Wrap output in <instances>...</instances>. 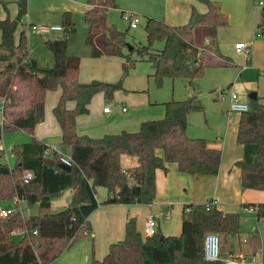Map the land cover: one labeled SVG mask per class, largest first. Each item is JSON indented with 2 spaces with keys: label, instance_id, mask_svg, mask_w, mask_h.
I'll return each mask as SVG.
<instances>
[{
  "label": "trees",
  "instance_id": "16d2710c",
  "mask_svg": "<svg viewBox=\"0 0 264 264\" xmlns=\"http://www.w3.org/2000/svg\"><path fill=\"white\" fill-rule=\"evenodd\" d=\"M204 1L208 11L194 13L187 24L170 25L148 15L144 25L147 43L139 44L128 39L129 29L109 22V10L117 6V0H86V42L91 55L125 59L122 76L115 82L80 81V57L67 51L69 35L76 29L70 10L63 13L62 35L45 39L54 56L50 66L41 65L30 55L25 30L20 32L18 41L15 39L19 22L28 12L27 0L17 1L15 18L0 19V142L8 130L32 134L30 141L13 146L12 165L0 161V200L19 198L28 205L39 206L38 212L26 216L17 204L7 216H0V264L51 263L89 234L87 218L101 203H152L157 191L156 171L167 170L168 163L175 162L180 171L192 175L219 172L222 150L210 146L207 138L190 136L187 131L188 115L205 110L197 95L165 101L164 115L142 121L136 131L122 130L99 137L77 131V116L89 112L93 96L103 92L105 100L113 99L139 60L150 62L152 71L148 75L159 85L165 77L192 82L207 67L233 64L217 40L218 28L228 24V16L220 2ZM257 27L264 33V6ZM158 40L164 45L155 49ZM58 87L61 95L53 113L62 129L61 144L70 150L69 169L61 167L58 153H47L50 145L35 136L36 125L45 118L46 93ZM69 101L75 105L69 107ZM237 141L253 143L257 149L255 161H236L242 186L264 189V103L241 112ZM0 155L5 156L4 148H0ZM123 155L136 156L137 163L124 169ZM48 157L55 159V165L46 162ZM26 170L33 172L28 181L23 178ZM97 186L108 190L101 203L95 196ZM67 188L73 189L71 200L64 208L53 211L52 198ZM212 201L186 204L179 234L165 235L156 229L145 235L137 228L136 219L130 217L124 237L112 242L103 258H94L89 264H223L221 259L205 258V234L239 232L242 215L239 211H224ZM259 206L261 218L264 207ZM17 230L23 232L20 241L11 238Z\"/></svg>",
  "mask_w": 264,
  "mask_h": 264
},
{
  "label": "crops",
  "instance_id": "0c3cea01",
  "mask_svg": "<svg viewBox=\"0 0 264 264\" xmlns=\"http://www.w3.org/2000/svg\"><path fill=\"white\" fill-rule=\"evenodd\" d=\"M165 4L166 16L165 18L159 19H163L170 25L185 24L189 22L191 16L194 13H206L208 11V5L202 0H166ZM171 6L174 7L173 10H171ZM87 8L88 5L86 7V10ZM26 15L24 17H26ZM29 24L37 23L35 20H33L29 21ZM258 32L257 36L260 37L262 33L259 32L258 34ZM238 42L240 41H237L236 43ZM219 47L224 54L232 57V50L228 52L222 46L219 45ZM31 56L37 58V60L41 64L40 60L42 58L40 56ZM92 57L95 58L94 60L100 61V63H109L108 66H110L112 62H114L115 65L120 64L121 68L125 60L121 56L102 55L98 57ZM117 57H119V60L115 59ZM248 60L250 61L252 60V58L249 56ZM43 61L45 62L41 65H52L54 63L53 54L47 56ZM236 64L241 66V68L239 67L240 69L237 74H229V79L231 80L229 85H227V87L225 88H230L229 86L232 85L231 88L238 93L240 100L248 103L250 110L254 108L258 103H264V57L260 60H254L250 64L243 62V64L241 65L233 61V64L230 66ZM151 71L152 66L148 71V74L151 73ZM79 79L81 82H90L92 80L115 82L118 80L114 77H101V79L97 77H88L82 73L80 74ZM194 81L195 79L192 80V82H188L194 89L193 93L188 96L197 95L201 99L200 94L196 90ZM124 83L125 86L128 87V89L131 88L127 86L126 81L123 80V86ZM225 88L222 87L221 89H218V87H215L213 88V90H217L218 97L219 92ZM253 90H255L257 97L254 99L253 103H250L249 100H252L253 98L251 99V97H249V94L253 93ZM60 95V87L55 90L47 91L45 97V118L35 127V136L46 142L50 146H58L57 143H60L61 145L62 129L53 113V107L58 102ZM98 95L99 101L105 102L103 92H100ZM228 99L229 105L227 111L226 113L222 114L224 115V118L221 119L223 121V124L220 127L213 126L215 127L214 130H197L196 127L190 128L189 126L191 125V122H189L190 120L188 118L187 131L190 136L205 137L208 139L210 146L220 148L222 150L221 164L219 172L217 174L192 175L187 172L180 171L175 162L168 163L167 170L157 169L156 171V196L153 202L149 204H103L101 202H103L107 198L108 190L105 186H97L95 196L101 204L93 212H91V214L87 218V224L89 225L90 230L89 234L78 240L74 245L63 252L58 258L48 264H89L94 258H103L108 252L110 244L124 237L125 223L130 217H134L136 219L137 228L142 233L146 219L150 215H152L156 221V229H160L163 234H179L182 230V224L179 230V222L182 219L184 206L190 203H204L209 199H215L216 205L222 208L224 211H239L241 213L242 222L239 233L242 232V225L244 221L250 219L254 220V212L257 214L259 223L264 221V217L259 218L258 216V209L260 208L259 205L264 207V189L244 188L242 186L240 167L236 165V161L239 159L255 161L257 155L256 145L253 143H239L237 141V131L239 127L241 112L232 110L230 107V98L228 97ZM167 100L160 102L163 104L164 109L162 107H148L146 106L147 101L145 100V106L143 108L135 103L134 109H145L146 111L151 109L152 113H161L160 115L163 116L165 112L164 102ZM250 104H252L253 107H251ZM74 105V101L68 102L69 107H73ZM106 106L109 105L100 104L97 108L94 107L92 98L89 104V112L77 116V131L80 134H88L93 137H99L106 133H117L122 130L136 131L140 128L142 121L146 119H154L150 117L147 118L137 111L129 112L127 108L126 110H124L123 108H125V106H121L116 110H114L113 107L109 106L111 108L110 111H104V107ZM191 118V120L193 121L192 125H194V117ZM62 148L63 149L59 148V146L57 147L58 150L63 151L66 154H70V150L68 147ZM6 162L12 165L9 160H7ZM136 163V157L129 155L122 156V166L124 169H127L128 167L133 166ZM68 194H71V196L69 197H72V188L69 189ZM23 200L24 199L19 198H14L12 200H0V202L2 201V203H4L0 206L13 208L18 204L19 207L22 208ZM51 201V207L53 211H58L64 208L69 202H64L62 207L60 206V208L54 209V199H52ZM247 206H256L258 207V209L250 211L246 209ZM25 215L28 216L27 214ZM170 215L173 216L174 223L172 224L169 231H165V229L170 228V226L165 223L163 224V227H161L162 225L160 222L162 216L169 218ZM16 232L19 234H23L21 230H17ZM259 251L260 247L256 245L253 249V254L257 253L259 255ZM228 252H230V250L226 248L222 250L223 258L228 259L231 257H237L241 254L238 252L230 254Z\"/></svg>",
  "mask_w": 264,
  "mask_h": 264
},
{
  "label": "rangeland",
  "instance_id": "374dc122",
  "mask_svg": "<svg viewBox=\"0 0 264 264\" xmlns=\"http://www.w3.org/2000/svg\"><path fill=\"white\" fill-rule=\"evenodd\" d=\"M28 1V13L26 17L19 22L18 29L15 33L16 41L19 39L20 32L26 31L28 35V44L30 46V55L40 56L43 64L47 56L52 52L45 44V39L48 37H54L62 35L63 30L50 31L46 33L34 32L29 28V21L35 20L37 24H58L62 26L63 13L66 10H70L71 16L75 21V31L69 35V44L67 51L70 54H75L80 57V74H84L88 77H114L118 79L122 74L121 65H115L111 63H100L98 60H94L90 54V48L86 42V35L89 29V24L85 19V10L87 7L86 0H27ZM206 3L204 0H202ZM218 1L222 5L223 11L228 15L229 23L221 25L218 28L217 40L220 46L225 48L226 51L232 50V59L238 64L248 63L250 64L254 60H260L264 57V33L262 29L257 27V23L260 20L261 6L256 0H214ZM166 0H117V6L109 10L108 19L109 22L116 24L120 29H129L128 39L135 41L139 44L147 43V34L144 28L146 17L156 16L158 18H165L166 16ZM207 4V3H206ZM169 9V8H168ZM174 7L171 6V10ZM130 12H135L140 17V23L136 27H131L129 24ZM18 13L17 0H0V19L9 16L15 18ZM188 23V22H187ZM185 23V24H187ZM261 32L262 35L257 36V32ZM140 40V41H139ZM1 41V30H0ZM237 41H243L249 44V49L243 51H236L235 43ZM164 41L158 40L154 43L153 48H162ZM252 60H248V57ZM262 57V58H257ZM119 60V57L115 58ZM241 66L233 65L227 67H207L203 75L195 78L196 90L200 94L201 101L205 105L204 111H194L188 115L191 127H196L197 130H214L213 126H221L224 118L223 113H226L229 99L228 96L221 98L220 94L217 97V90L213 88L227 87L230 80L229 74H237ZM151 69V64L147 60H139L133 68H131L129 74L123 79L126 81L127 86L119 88L115 91L114 97L111 100H105V102L99 101V93H96L93 97V106L98 107L100 104L109 105L114 110L119 109L121 106H125L129 112H138L147 118H158L161 113H152L151 109H134V104H138L140 107H144V100L147 101L148 107H162L164 106L161 101L174 98H185L193 93V87L188 83L186 78L172 79L165 77L163 83L159 85L156 80L148 75V71ZM232 85L229 87L231 88ZM59 88V87H58ZM57 89V88H56ZM135 89V90H132ZM55 90V89H53ZM219 91V90H218ZM250 92V91H249ZM248 92V93H249ZM255 92V90H253ZM131 94V95H129ZM129 95V96H127ZM142 97V98H141ZM252 99V98H251ZM122 101V103H121ZM254 99L249 100L253 103ZM253 107L252 104H250ZM164 112V111H163ZM125 113V112H123ZM156 116V117H152ZM194 117V125L191 120ZM2 122V112L0 108V123ZM201 136V135H200ZM32 134L25 130H8L3 133L1 139V146L4 148L5 156L0 155V161L6 162L9 160L12 164L14 157H11L12 148L15 144L30 141ZM59 148H66L64 145L57 143ZM56 146V147H58ZM61 146V147H60ZM136 157V156H134ZM137 161V157H136ZM172 163V162H171ZM70 188L65 189L61 194L53 197V208L62 207L64 202H68L72 197L69 195ZM52 203V201H51ZM65 203V204H66ZM4 204L2 201L0 205ZM23 212L27 215L38 212V203L28 205L23 200L22 202ZM1 207V206H0ZM254 220L250 219L243 222L242 232L239 233H219L220 237V257L223 258L222 250L224 248L230 250L232 253H241L245 256L253 255V249L256 245L260 247L257 261L250 264H264V221H258L257 214H253ZM252 220V221H251ZM161 227L167 223L170 228L165 229L169 231L174 223L173 216L169 218L162 216ZM182 224V219L179 222V230ZM11 238L14 241H20L23 238V234H19L16 231L12 233ZM226 242V243H225Z\"/></svg>",
  "mask_w": 264,
  "mask_h": 264
},
{
  "label": "built area",
  "instance_id": "2783aa9c",
  "mask_svg": "<svg viewBox=\"0 0 264 264\" xmlns=\"http://www.w3.org/2000/svg\"><path fill=\"white\" fill-rule=\"evenodd\" d=\"M256 2L261 7L264 6V0H256ZM128 16H129V23H130L131 27H136L140 23V17L137 13L130 12L128 14ZM29 28L32 31L39 32V33H46V32L56 31V30H63V27L61 25H58V24L31 25V26H29ZM258 34H259V32H258ZM207 41H208V39H207ZM235 49L238 52L246 50V49L248 50L249 44H247L246 42L240 41V42L236 43ZM219 94H220L221 98H225L227 96L230 98V107L232 110H236V111H240V112L249 110L248 103L240 100L238 93L235 90H233L232 88L222 89L219 92ZM1 107L2 106L0 105V108ZM110 109L111 108L109 106L104 107V111H110ZM123 109L126 110V108H123ZM0 148H2L1 142H0ZM51 151H56L58 153V160L60 163L68 165V166L72 165V158H71L70 154H66L63 151L58 150L55 145L50 146V148L47 150V153H50ZM11 156L14 157V154L11 153ZM32 177H33V172L31 170H26L23 174V178L25 181H28ZM212 202H213V204L216 205L215 199H213ZM14 209H15V207L6 208V207L1 206L0 207V216L5 217ZM246 209L252 211V210H257L258 207L247 206ZM187 210H189V208H187ZM142 231L145 235H151V234L155 233L156 221L152 215H150L146 219ZM204 255H205V258L208 260H219V259H221V257H220V237H219L218 232L209 231L205 234V237H204ZM257 256H258L257 253H254L250 257L240 254L237 257H231V258H228L225 260H222V259L221 260H222L223 264H250L254 261H257V259H258Z\"/></svg>",
  "mask_w": 264,
  "mask_h": 264
},
{
  "label": "water",
  "instance_id": "95a60500",
  "mask_svg": "<svg viewBox=\"0 0 264 264\" xmlns=\"http://www.w3.org/2000/svg\"><path fill=\"white\" fill-rule=\"evenodd\" d=\"M130 48H131V46H130ZM249 97L255 99V98L257 97L256 92L250 93V94H249ZM46 162L49 163L50 165H55V163H56L55 159H53V158H49V157L46 158ZM59 165H60L61 167L65 168V169H69V168H70V166L65 165V164H62V163H60Z\"/></svg>",
  "mask_w": 264,
  "mask_h": 264
}]
</instances>
